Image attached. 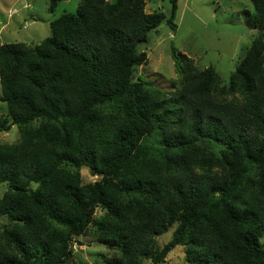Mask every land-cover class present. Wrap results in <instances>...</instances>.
I'll return each instance as SVG.
<instances>
[{"label":"trees","instance_id":"16d2710c","mask_svg":"<svg viewBox=\"0 0 264 264\" xmlns=\"http://www.w3.org/2000/svg\"><path fill=\"white\" fill-rule=\"evenodd\" d=\"M169 1L83 0L40 43L0 45V132H21L0 143V264H66L89 236L119 251L95 264H162L180 245L191 264H264V0L228 84L172 45L171 97L138 73L139 44L177 30Z\"/></svg>","mask_w":264,"mask_h":264},{"label":"rangeland","instance_id":"374dc122","mask_svg":"<svg viewBox=\"0 0 264 264\" xmlns=\"http://www.w3.org/2000/svg\"><path fill=\"white\" fill-rule=\"evenodd\" d=\"M83 0H62L55 11L48 10L49 0H0V45L11 42L40 43L50 35V21L63 13H75ZM169 0H146V11H163L169 15ZM254 13L251 0H179L174 32L166 21L150 32V40L139 48L148 54L146 64L138 67L139 75L155 84L168 97L177 90L178 73L172 57V45L187 54L200 67L213 66L220 73L223 84L245 57L258 31L247 24L248 13ZM176 81V82H175ZM1 84H0V95ZM7 105L0 100V117L6 116ZM8 118L9 117H5ZM21 132L17 126L0 132V143H18ZM85 182L95 181L90 169H82ZM7 185L0 187V193ZM100 214L102 213L99 211ZM5 220L0 217V223ZM173 227L156 237L162 247L171 239ZM74 243V254L66 264L99 263L119 258V251L108 240L80 237ZM264 244V235L261 238ZM81 242V243H80ZM185 246L172 249L162 264H191ZM141 264H152L144 258Z\"/></svg>","mask_w":264,"mask_h":264}]
</instances>
